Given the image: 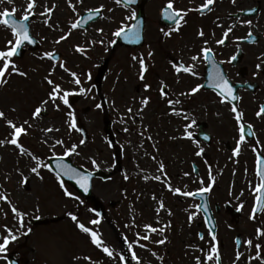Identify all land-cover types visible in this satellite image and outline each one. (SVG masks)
<instances>
[{
	"label": "flooded vegetation",
	"instance_id": "flooded-vegetation-1",
	"mask_svg": "<svg viewBox=\"0 0 264 264\" xmlns=\"http://www.w3.org/2000/svg\"><path fill=\"white\" fill-rule=\"evenodd\" d=\"M202 1V4L206 2ZM247 20H252L251 26L244 23ZM228 27L233 31L223 45L217 44L216 40L222 38ZM201 29L204 37L198 35ZM249 31L252 38H247ZM205 46L213 49L216 64L239 97L236 101L229 98L221 103L219 90L209 78L214 71L211 61L191 60ZM146 47L147 42L141 50ZM154 47L151 55L154 62L145 61V78H135L139 83L137 87L131 88L132 78L123 77L133 71L125 66L111 68L109 65L105 78L100 82L94 78L92 83L91 160L95 159L99 165L95 167L91 163L94 175L92 216L99 220L94 227L99 231L100 226L103 228L106 224L116 231L117 228L124 230L125 226L130 229L133 225L142 236L149 231L145 224L159 229L170 222L163 235L151 233L148 241L135 236L140 244L147 245L146 248L135 246L140 250L137 256L140 264H196L197 256L204 264H215L214 260L204 259L211 243H216H210V233H214L222 264H234L238 248L245 256L255 254V248L249 250L246 241L252 238L254 244L258 242L256 229L264 225V212H258L256 220L250 219L255 206L254 189L261 182L257 160L264 157V115H256L264 104V66L257 68L258 64L264 65V0H236L235 4L232 0H215L203 13L201 7L188 11L179 31L175 26L160 25L159 15ZM233 55L236 59L228 63ZM180 62L186 66L194 63L197 75L177 74L172 65ZM145 84L151 87L145 89ZM197 84H203L204 88L191 96H180ZM164 85L168 98L181 100V104L175 106L177 110L191 113L196 121L187 129L192 133L190 139L186 138L185 125L191 120L172 114L160 93ZM145 97L149 98V103L143 107L141 101ZM97 104L102 107L98 108ZM232 104L244 113L241 122L246 125L245 142L238 156L234 155V149L239 126L231 111ZM128 108H132V113H128ZM125 127L128 132L124 131ZM200 148L204 152L197 155ZM210 170L215 183L211 191L202 196L185 197L168 189L170 183L183 191H197L211 182ZM155 176L161 179L157 181ZM160 200L168 211L160 209L157 214ZM196 204L202 207L197 209ZM192 212L197 215L189 223L188 216ZM251 230L252 235L244 233ZM163 236L168 237L167 242L156 244ZM125 247L128 248L127 243ZM129 250L131 254L135 252ZM94 254L96 264L99 257L107 255L97 246ZM131 254L125 264H137ZM238 264H246L244 257ZM251 264L260 262L251 261Z\"/></svg>",
	"mask_w": 264,
	"mask_h": 264
},
{
	"label": "rangeland",
	"instance_id": "rangeland-1",
	"mask_svg": "<svg viewBox=\"0 0 264 264\" xmlns=\"http://www.w3.org/2000/svg\"><path fill=\"white\" fill-rule=\"evenodd\" d=\"M28 2L29 0H12V3H8V0H0V11L6 8L9 10L15 8L14 15L20 19L24 15ZM202 2V0H174V6L176 9L193 10L199 8ZM73 3L76 4V12H73L68 0H37L33 10L36 19L31 26L32 34L41 42L42 49L38 53H27L21 60H16L13 57L15 63L28 75L24 77L13 74L9 78L8 84L0 87V110L5 112L7 119L13 120L17 125L24 120H29L32 127L27 135H23L26 136L24 147L46 164L48 158L62 156L65 147L78 144L83 139L78 131L68 129L66 123L70 119L67 115L68 112L74 113L77 127H79L78 121L81 120L91 136L92 117L91 113L86 110L92 107V83L104 60L111 58V68L125 66L132 69V73L123 77L132 78L131 88L138 86L139 83L135 82V78H139L140 73L139 57L143 56L148 63L154 62V57L148 54L154 52V33L158 26L159 13L167 0H153L146 8L145 40L147 47L143 50L114 48L115 43L110 42L116 40L113 33L121 26L122 22L128 27L132 25L134 19H129V17L133 12L137 15L135 8L127 9L121 4H116L115 0H83L82 3L79 0H73ZM53 4L57 7L54 9L50 23L56 27L50 28L43 22L44 18L39 13L44 10V5L50 7ZM100 5H104L101 9L103 18L100 21L93 24L87 31L72 29L71 35L66 40L59 44L55 43L61 34L70 30L72 22L78 20L89 9H97ZM100 28L103 29V33L97 31ZM13 39L11 30L0 25V49L9 47L7 41ZM100 40H103L104 43L100 44L98 42ZM92 41H97V43L92 44ZM77 45L85 46L86 53L77 52L75 50ZM45 51L61 53L62 60L55 64L49 58L41 59L40 57ZM134 56L137 57L136 60H133ZM60 63H65L70 71L59 67ZM53 68L54 72H52ZM50 72H52L50 78L60 83L65 90L75 91L76 94L69 97V102L72 97L77 100L71 109L62 101L57 100V103L60 104L59 110L49 102L43 106L46 108V111H43L47 114L46 117L33 118L32 112L36 107L41 106L42 100L47 99V94L51 89L45 79ZM70 72L77 73L82 81L81 85L78 86L73 82L74 78ZM80 87L87 90L86 94L79 92ZM47 128L54 130L52 132L44 131ZM55 129H59V131ZM11 131L6 120L0 118V140L10 138ZM57 139H63L65 145H56L53 149L52 145ZM45 140L47 143H44ZM78 151L80 152L79 156L75 154L70 156L74 163L91 170L90 141H85ZM33 166H36V162L28 155H21L16 146L0 145L1 191L9 194L12 202L9 204L7 201L0 200V243L3 241V236L8 235L3 225L12 228L17 236V239L11 241L7 246L6 251L0 252V264H7V258L10 255L17 257L21 264H96L94 263L97 261L96 254H94L96 245L92 243L89 234L83 233L77 227V223L68 215L69 212H72L77 215L78 220L96 230L94 225L89 223L93 220L90 202L66 196L59 180L51 172L49 173L48 168L40 169L43 176L41 180L31 173L30 168ZM24 177H28L26 183L22 182ZM64 187L73 192L74 196H78L71 188L66 185ZM12 205L25 212L24 227L20 231H16L20 225L18 218L11 210ZM53 218H59V221L51 223L50 219ZM32 219H44L48 222L43 226H32ZM101 226L98 232L115 256L99 257L98 264H125V261L131 258L129 256L131 252L125 247V243L132 244L131 249L135 250L136 256L140 254L139 247L135 248L137 232L133 225L130 226V229L129 226H125L124 230L117 228L116 231L106 224L103 228ZM102 229L106 234H103ZM244 233L252 235L253 230L244 231ZM120 256H123L124 259L121 260Z\"/></svg>",
	"mask_w": 264,
	"mask_h": 264
},
{
	"label": "snow or ice",
	"instance_id": "snow-or-ice-1",
	"mask_svg": "<svg viewBox=\"0 0 264 264\" xmlns=\"http://www.w3.org/2000/svg\"><path fill=\"white\" fill-rule=\"evenodd\" d=\"M80 3L83 2V0H79ZM132 0H115L116 4H121V3H131ZM215 0H206L204 4L201 5V10L209 9L210 6L214 4ZM233 4H235L236 0H232ZM8 3H12V0H8ZM69 6L72 8L73 12H76V4L73 3V0H68ZM37 0H29L27 3V6L24 10V15L22 20H17L13 17V14L16 12L15 8H12L11 10L9 9H4L3 11H0V25H4L7 28H10L11 33L14 37L13 40L7 41V45L9 47H6V49H0V87L8 84L9 78L13 74H17L20 76L27 77L28 73L25 71H22L21 68L15 63L13 60V57L17 56L19 53L20 49L22 46H24L26 43L27 44H33L35 43V40L29 33V27L28 24L26 23L30 16L34 15V8L36 7ZM57 7V5L53 4L52 6H43V11L39 13L41 17L44 18L43 22L48 25L50 28L56 27L50 23L52 20L53 12L54 9ZM104 5H100L99 8L97 9H89V19H91V13L94 11L97 14H100V10L103 9ZM192 9L188 10H183V9H175L174 8V0H167V3L164 5L162 9V15L164 19L172 21L173 24L175 25V30L179 31L181 21H184L185 16L188 14V11H191ZM111 11V10H110ZM136 13L133 12L132 16L129 17V19H135ZM186 22V21H185ZM247 25L251 26L252 25V20H247L244 21ZM80 25V20H76L75 22H72L70 25V30L67 33L61 34L57 40H55L56 44H59L61 41L66 40L70 35H71V30L72 29H77L78 26ZM140 25L139 23L133 24L131 28H128L127 25L121 23V26L117 28V30L113 33L115 37H123L125 39H130V40H139L140 38ZM98 32L103 33V29H97ZM233 31L232 27H228L226 31L223 32V36L221 39L216 40V43L219 45H223L225 41L227 40L229 33ZM165 35H171V32H165ZM200 37H204L205 33L201 29L198 33ZM253 34L251 31L247 34V38H252ZM238 39H243V38H238ZM100 44H103L104 41L100 40L98 41ZM111 43H115V41H110ZM92 44L97 43V41H92ZM204 44L208 45V41L204 40ZM75 50L80 53H86V48L83 45H77ZM149 56L152 55L151 52L148 54ZM41 59L44 58H49V59H59L53 51H45L43 55L40 57ZM137 57H133V60H136ZM236 59V56L233 55L228 63H231ZM191 60L193 62L203 60L205 62L211 61V63L214 65V71L210 74V79L212 80L213 87L219 90V95L222 97L221 103H225L229 98L232 101H236L239 99L237 95L234 94V88L230 84L229 80L225 76L224 72L220 69L219 65L216 64V61L214 59V54H213V49L211 47L205 46L202 47L200 52L197 53L196 55H193L191 57ZM139 64H140V73H139V78L143 80L145 78V72L147 71V65L145 63V59L143 56L139 57ZM173 68L175 69V72L177 74H180L181 72L183 73H188L191 74L192 76H196L197 73L194 70L195 64L193 63L192 65L186 66L183 62L180 63H173ZM264 65L258 64L257 68H260ZM59 67L64 69L65 71H70L65 63H60ZM55 69H52V72H54ZM52 72L49 73V76L45 77L47 84L51 86L50 91L47 94V99H44L41 101V106H38L34 109L32 112V117L33 118H39L41 116V113L43 111H46V108L43 106L49 104L51 102L54 107L59 110L60 104L57 103V100L62 101V103L68 108H72V105L69 102V97L73 94H76L74 90H65L60 83L55 82L50 78ZM70 75L74 78L73 82L76 85H81L82 81L80 77L77 75L76 72H70ZM145 89L150 88L151 86L148 84H145ZM166 85L162 86L160 88V93L163 97L166 98L167 104L171 108L172 114L176 116H182V118L185 121L191 120V123L185 125V135L186 138H191L192 133L188 132L187 129L192 126V124H195L196 121L192 117L191 113L185 112L183 109L177 110L175 107L176 105L181 104V100L179 98H168L169 92H167ZM202 88H204L203 84H197L196 86L192 87L189 91L187 92H181L180 96H191L197 92H199ZM80 93L86 94L87 90L84 89L83 87H80L79 89ZM149 103V98L145 97L142 99L141 104L143 107H146ZM97 107H102V105L97 104ZM143 107L140 109V112L143 111ZM14 110V109H13ZM128 113H132V108L127 109ZM231 111L235 114V119L238 123L239 126V139L237 141V146L234 149V155L238 156L241 151V145L245 142V127L246 125L242 123L241 121L243 120L244 113L242 111H239L237 108L236 104H232ZM69 116V120L66 122L67 127L69 130H76L80 131V129L77 127V122H76V117L73 112H68L67 114ZM256 115L260 117L261 115H264V104L260 105L259 110L256 112ZM0 118H3L6 120L7 125L12 129L11 133L9 134L10 138H5L3 140H0V145L3 144H11L16 146V148L19 149V152L21 155H28L36 162V166H33L30 168L31 173L35 174L38 178L41 180L43 179V176L41 175L40 169L42 167L48 168L50 171L54 170L53 165L51 164H46L42 160H40L36 155L32 154L26 147L22 145L20 142V138L23 135H27L29 129L32 127V124L29 122V120H24L22 123L17 125L13 120L7 119L6 114L4 111L0 110ZM27 126V127H26ZM54 129L53 128H47L44 131L46 132H52ZM56 131H59V129H55ZM125 132H128L129 129L127 127L124 128ZM143 135V133H141ZM148 139H151V137H148ZM44 143H47V140L44 141ZM85 144V140L81 139L78 144H71L69 147H65V150L63 152L62 156H57L58 163L55 165V173L57 176V179L59 180L61 188L64 189V193L66 196L70 198H74L76 200H80L79 196H74V193L69 191L67 188L64 187V180L61 179V177H67L70 180L76 181V183L82 188L84 191H88L89 188V180L91 178L92 173L88 172L85 174L82 172L80 169L77 167H74L72 164L69 163H59L60 160H63L64 157L71 156L73 154L79 156L80 152L78 151V148ZM56 145H65V141L63 139H57L55 140L54 144L52 145V148L54 149ZM204 152L203 148H200L199 151L196 153L197 155H201ZM55 155V153H54ZM153 159H155L153 157ZM91 163L95 167H99L97 161L95 159L91 160ZM258 164V175L260 178V183H258L254 189V192L256 193L255 197V206L252 209V214L250 216V219L256 220L257 219V213L258 212H264V157H258L257 160ZM163 164L160 165L161 171H163ZM185 175H188V173H185ZM209 176L211 177V182L207 186H202L200 187L197 191H183L180 187H173L170 183L168 184V189L169 191L173 192V194H178L181 196L185 197H194V196H202L206 192H210L212 189V184L215 183V177L211 176V170L209 171ZM127 179V176L125 177ZM147 179V177H145ZM155 180L159 181L161 179L160 176H155ZM28 177H24L22 182H27ZM200 183L203 185L204 181L201 180ZM155 198V197H154ZM0 200L7 201L9 204H12L9 194L4 193L3 191H0ZM83 203V201H81ZM195 208L199 209L202 207L200 204L194 205ZM203 207H207V204L203 205ZM243 207V205H241ZM160 209H164L165 211H168L165 208V204L163 200H160L159 202V208L157 209V214H159ZM12 212L14 215L18 218L19 220V225L20 227L16 229V231H20L24 227V217H25V212L22 210L18 209L17 206L12 205L11 207ZM94 211V210H93ZM169 214H171L169 212ZM6 215V213H5ZM68 215L71 217V219L77 223V227L86 234H89L91 241L94 245H96L98 248H102V251L107 254L108 257L113 256V251L106 246L105 241L101 238V235L98 233V231L93 230V228L86 226L85 223L81 222L78 220L77 215L73 214L72 212H69ZM99 215V213H97ZM197 213L192 212L188 216L189 223H191L194 218L196 217ZM92 225H96L99 223V220L93 219L89 222ZM145 229L149 230L146 234L140 236L139 233H137V236H140V239L144 241H148L151 239V233H159L163 235L165 228L170 227V222L167 225H164L161 228H156L150 224H145ZM3 228L5 231L8 233V235L3 236V241L0 243V252H4L7 250V246L11 243V241H14L17 239V236L14 234L13 229L8 227L7 225H3ZM31 231V229H29ZM211 235V242H216V243H211V247L206 253L204 259L207 261H215V264H222V257L221 253L219 251L218 247V242H217V236L214 233H210ZM261 238H264V225L257 227L256 229V242L254 244L253 239L249 238L246 241L247 247L249 250H251L253 247L255 248V254L254 255H248L245 256L244 251L240 250L239 248L236 251L235 254V261L234 264H238V262L241 260V257H244L246 264H251V261H259L260 264H264V240ZM168 237L163 236L162 239L156 240L155 243L159 245H164L167 242ZM200 239L203 240L204 236L200 234ZM135 243L139 244L140 247H147L145 244H140V241L137 240ZM236 243L239 245L240 241L237 240ZM198 250L203 252L204 250L202 248H199V246H195ZM128 248H132V244H128ZM155 255V253H153ZM133 258L137 259V264H140V261L138 257L136 256V253L133 252ZM76 259H79V257H76ZM90 259V258H86ZM120 259L123 260L124 257L120 256ZM163 259V258H161ZM196 259V264H204V261L200 256L195 257Z\"/></svg>",
	"mask_w": 264,
	"mask_h": 264
},
{
	"label": "water",
	"instance_id": "water-1",
	"mask_svg": "<svg viewBox=\"0 0 264 264\" xmlns=\"http://www.w3.org/2000/svg\"><path fill=\"white\" fill-rule=\"evenodd\" d=\"M148 0H143V4L139 7V16L135 22L136 23H139L140 25V38L139 40H130V39H125L123 37H118V43L122 46V47H132V48H135V47H139L142 45V42H143V27H144V19H145V16H144V13H143V7L145 5V3L147 2ZM138 3V0H132L131 3H128L126 4L127 6H131V5H136ZM125 4V3H124ZM89 14H86L80 21V25L82 28H86L89 23H91L92 21H96L97 19H99L101 17V13L100 14H97V13H93L91 14V19H89ZM12 18H15L14 16ZM16 19V18H15ZM33 20L32 17L29 18V20L26 22L28 24V27H29V33H30V26H29V23ZM164 23L166 24H172L173 22L172 21H169V20H166L164 19L163 20ZM25 45H29L30 46V49L31 50H36L38 49L39 45L38 43L35 41V43L33 44H25ZM24 45V46H25ZM21 47L19 53L17 54V58H22L23 55H24V50H23V47ZM58 57V56H57ZM54 60H57V59H54ZM104 71H105V67L102 68V70L100 71V74H99V79H101L104 75ZM84 135L86 136V133L84 130H82ZM69 163V164H72V161L70 160V158H63V160H60L59 163ZM58 163V160L57 158H54V159H50L49 160V164L53 165V171L55 172V165ZM74 166V165H73ZM75 167V166H74ZM79 169V168H78ZM81 170V169H80ZM82 172H84L85 174H87L88 172L87 171H83L81 170ZM92 178L93 176L91 175V178L89 180V188H88V191H84L82 188H80V186L76 183V181L74 180H70L68 179L67 177H61V179L64 180L65 183L69 184L70 186H72L83 198L85 199H90L91 198V195H92ZM35 224H39L41 222H34ZM9 264H19L17 260H15L14 258H10L9 259Z\"/></svg>",
	"mask_w": 264,
	"mask_h": 264
}]
</instances>
